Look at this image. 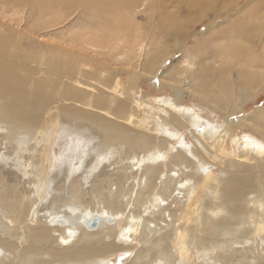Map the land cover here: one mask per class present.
Here are the masks:
<instances>
[{"label":"bare ground","instance_id":"1","mask_svg":"<svg viewBox=\"0 0 264 264\" xmlns=\"http://www.w3.org/2000/svg\"><path fill=\"white\" fill-rule=\"evenodd\" d=\"M0 1V4H12L14 7L33 1L34 6L42 10L41 16L38 15L40 19L43 16L44 20L39 23L36 18L33 19L38 21L37 25L42 24L38 27L45 22L49 23V18L44 15H51L49 21L53 24L74 6L82 8L80 16L84 17L83 25L62 37L61 44L55 46L62 53L53 52L57 49L52 48L49 56L45 57L47 71L37 67L41 58L38 60L37 56H30L25 51H16L11 56L0 52V118L11 127L8 142L21 140L24 144L28 139H33L35 133L45 135L63 115L91 123V127L99 131L97 134L104 137L103 146L110 157L117 152L112 149L116 143L144 152L142 160H130L131 164L138 166L136 172L128 174L127 166L119 171L121 175L117 178L115 190L107 188V185L114 187L109 180L107 185L105 179L94 181L90 192L98 198L102 197V200L96 198L92 201L95 207L81 208L82 204L78 208L68 206L80 198L83 191L81 178L74 179L67 188V196L62 194L67 198H61L62 195L53 196L48 208L50 216L45 223L39 219L38 206L41 205L38 203L52 194L49 184L50 160L44 159L43 155L37 162H18V169L25 170L24 175L29 173L25 186H22L19 179L11 182L0 170V206L5 214V217L0 218V249L9 250L15 255L12 259L5 256V260L0 257V264H64L67 261L70 264H100L115 253L131 254L137 248L132 242L142 225L153 222L147 211L156 208L168 197L169 191L174 193L177 190L188 194L191 204L186 203L185 211H189L187 214L190 216L187 218L183 214L175 219L174 224L166 222V226L157 229L156 233L161 232L150 241L138 238L142 244L141 249L134 258L131 256L125 259L120 256L118 264H153L157 261V264H187L195 248L202 254L206 251L214 253L216 250L223 251L227 245L237 241L244 242L250 238L255 241V238L260 237L264 240V142L250 134L240 136L235 132L239 127L248 126L264 138V107L241 115L247 105L264 91V0H248L246 7L238 6L236 19L231 22L232 30L226 35L228 40L209 50H196L194 58L183 61L167 76L160 70L172 53L166 52L162 44L164 41L158 42L153 51L148 48L147 38H150L152 32H146L144 23L140 24L139 21L143 14H140L139 9L142 7L149 11L150 22H154L156 13L164 15V11L161 12V0ZM187 1L194 5V1L200 4L203 0ZM239 1L232 2L237 4ZM253 4L260 9L258 16H254L261 20L262 27L258 28L261 25L259 21L257 33L251 35L246 32L251 29L248 16L238 19V14ZM92 20L94 24L98 20V27H91L90 22V25L87 24L88 21L92 23ZM100 25L102 28H99ZM148 27L150 29V25ZM172 27V23L163 26L160 35ZM86 53L98 60L94 72L82 68L84 65L94 70L90 61L83 60ZM66 54L74 56L70 58ZM33 63L37 66L33 67ZM112 69L115 71L110 73ZM126 70L128 83L124 84L120 72ZM42 72L46 73L45 76L38 78ZM82 72L85 76L78 78ZM143 79L154 88L168 86L174 93V99L163 98L158 101L163 114L169 113V116L161 117L163 126L160 124L162 127L159 131L169 137L131 127L135 121L144 122L140 120L143 114H134L136 107L141 108L145 101L143 96L136 94L137 86ZM65 80L76 85L67 86ZM183 83L188 85L184 88ZM128 85L131 88H127ZM104 89H107L106 92ZM112 89H115L113 93L122 98H112ZM107 91L111 94L108 95ZM186 95H192L194 99L209 106L211 113L217 112L219 120L223 122L219 125L220 121L215 118L204 117V121L193 114L192 145H188L181 136V132L190 125H187L184 114L190 115L191 110L182 107ZM75 100L87 109L72 107L71 104L70 107L58 105L59 102ZM169 126L176 132H171ZM175 142L178 147L173 149ZM170 146L176 154L168 158L169 172L184 166L188 169L186 172L183 170L184 181L173 179L170 173L166 174L164 155ZM154 150L161 153L154 154ZM184 150L192 154L191 158ZM73 152L69 158L70 170L80 150ZM110 157L102 155L95 161L96 165H104L103 162L110 161ZM204 162L221 164L222 173L215 175ZM90 167L93 169V166ZM139 174V182L135 183ZM87 175L90 172L87 171ZM200 188L202 197H199ZM96 217L99 220L91 227ZM121 217L124 223L119 229L118 221ZM182 221L184 223L179 233L177 225ZM19 238L24 240V244L19 242ZM178 248L181 255L175 259L172 250ZM239 264H264V257L261 256L257 262L244 257Z\"/></svg>","mask_w":264,"mask_h":264},{"label":"rangeland","instance_id":"2","mask_svg":"<svg viewBox=\"0 0 264 264\" xmlns=\"http://www.w3.org/2000/svg\"><path fill=\"white\" fill-rule=\"evenodd\" d=\"M232 1L233 0H203L200 4H196L194 1V5H192L187 0H161V3H162L161 12L164 11L163 12L164 15L160 14V13H156L155 17H154V22H150V20H149L150 13L148 10L147 11L144 10L143 7H142V9H139L140 14L143 13V14H141L142 17L139 18L140 24L144 23L143 25L145 27V31L146 32L150 31V32H152V35L154 34L153 36L150 35V38H147V41H148V42L146 41L148 44L147 47L152 50L155 48V45L158 42L162 43V41H164L162 44L165 47L166 52L172 53L171 56L161 66L162 69L160 71L164 72L165 75L167 76V73L171 72L173 68H176L177 66L181 65L183 63V61L187 60L188 58L190 59L191 57H193L194 53H196V50H201V49L209 50V49L213 48L214 46H217L221 42L228 40L229 37H227L226 35H227V33L231 32V30H232L231 22L236 19V13H237L236 11L238 10L239 7H242V6L246 7V4L248 3L247 2L248 0H240L239 3H237V4L233 3ZM245 1H246V3H245ZM32 2L33 1H31L27 5H21L19 7H14L12 4H7V5L6 4H0V10L2 11L0 13V52L1 53L3 52L6 55L11 56L16 51H25L28 54H30V56L31 55L37 56L38 60L41 58L40 65L37 66L36 63H33L32 64L33 67L37 66L40 70L42 69L44 71H47L46 69H47L48 63H47V61L45 62V59L49 56V53L53 50L52 48H55V46L61 44L62 37L72 33L75 30V28H79L80 25L82 26L83 25L82 21H84V17L80 16L81 15L80 11H82V8L81 7L75 8V6H74V7H72V10L70 12L65 13V16L62 19L56 21L55 23L53 22V24L51 23V21H49V20H51L50 19L51 15H49V16L44 15L45 18H47V19L49 18V20H48L49 23L45 22V24L43 23V26L38 27V25H42V24L37 25L38 21H40L39 23L44 22V20H42L43 16L41 17V19L39 17V15L41 16V14H42L41 13L42 10H39L38 7L34 6V2L33 3ZM254 7H256L254 4L250 5L242 13L238 14L239 15L238 19H240L244 16H246V17L248 16L247 18L250 20V21H248V25L251 29H248V31H246V32H249V34L252 33L251 35H254L257 33L256 32L257 27L261 23V20H259L256 17V16H258L260 9L258 7H256L257 9L255 8L256 9L255 10ZM215 9H216V11H215ZM252 9H254V11ZM78 11H79V14L77 13ZM246 11H248V12L246 13ZM38 13H39V15H38ZM251 13H253V14H251ZM262 13H263V11H262ZM254 14H256V16H254ZM33 15H35V16L32 17ZM36 16L39 18L37 19ZM46 16H48V17H46ZM251 16H253L255 18L252 19ZM35 18L38 21H34L33 19H35ZM171 19H174V20H171ZM259 21H260V23H259ZM89 22L91 25L89 24ZM94 22H95V24L93 23V20H92V23H91V21H88L87 24H89L91 27H94V28L98 27V25L100 24L98 22V20H95ZM249 22L251 24H249ZM170 23L173 24V27L170 30H166L170 34L165 35L167 32H164L165 34L163 33L162 35H160L162 33L161 28L163 26H168ZM149 25H150V29L148 27ZM261 27H262V23L258 28L261 29ZM99 28H102V26L100 25ZM34 30H36V31H34ZM150 32H149V34H150ZM262 33L264 34L263 31H262ZM163 36H164V40H163ZM161 37H162V39H161ZM55 49H57V50H53V52H59L60 53L62 51V50L61 51L59 50L60 48H55ZM43 51L45 53H43ZM75 52L77 53V51H75ZM73 56L74 55H67V57H70V58H73ZM76 56L78 57V55H76ZM85 59H87L88 61L91 62V65L93 66L94 70L91 69L90 67H86V66H85L86 67L85 68L84 65L82 66L83 70H87L88 72H94L95 67L97 66L96 63H98V60L93 59V55H91L90 53L85 54V58L83 60H85ZM42 60H44V61L42 62ZM93 62H95V63H93ZM41 63L43 64V66ZM43 68H45V69H43ZM113 70L114 69H112L110 71V73L115 71V70L114 71ZM125 72H127V70L120 72V74H121L120 79H121V82H124V84H127L128 82L126 83V81H127L128 76H127V73H125ZM45 74L46 73L44 72L43 74H40L37 77L40 78L41 75H42L41 77H44ZM80 74L81 75L80 76L78 75V78H82V75L85 76V73H83V72ZM65 81H66L67 86H73V85L75 86L76 85L75 83L73 84L72 81H70V80H65ZM140 82H141L140 85L137 86L138 90H137L136 94L143 96V99L145 101H144V103H142V107L146 108V109H143L142 107L141 108L136 107L135 111L133 110L135 113L134 112L133 113L140 115V116H142V114H143V117L142 118L140 117V120H142V121L144 120V122L146 124H143L144 122L141 123V122L135 121V124L133 123L134 125L131 127L133 129L135 127L136 130H141L142 132H145V133L156 134L158 136H165L166 137L167 135L166 134L163 135V133H161V131H159V130H161L160 128L163 126V121H162L161 117L162 116H169V113H168V115L165 113L163 114L161 109H159V106H158L159 102L158 101L162 100L163 98H165V99L170 98V100L174 99V97H175L173 95L174 93H173V91L170 90V88H168V86H163V87H161L162 88L161 89V88H157V87H155V88L152 87L150 85V83L147 82L146 79H143ZM187 85L188 84L183 83L184 88ZM129 87L130 86L128 85L127 88H129ZM84 88L87 89L86 87H84ZM104 90L106 92L107 89H104ZM114 90L115 89H112L110 92H112ZM87 91H89V89H87ZM108 91H107V94L108 95L111 94ZM93 94H95V93H93ZM111 97L112 98H120V97H118L117 94H115V92L114 93L112 92ZM69 104H71L72 107H78L79 109H81V108L85 109V110L87 109V108L80 106L81 104H79V102H76V100L58 103L59 106H69L70 107L71 105H69ZM160 105H161V103H160ZM182 107H186L191 111H190V115L187 113L184 114L185 118L188 120V121L186 120L187 125H189V124L190 125L188 126V128L185 129V131L181 132V136L184 138V141L188 145H192V141L194 139V137H193L194 136V129L191 127V120L193 119V116L197 115L202 120L204 119V121L206 120L204 117L210 118V119L215 118L216 120H219V114L217 112L211 113L209 106L203 104L202 102H199L198 99H194V96H192V95H186V98L182 104ZM260 107H264V91L259 93L256 96L255 100L253 102H250L247 105V107L244 109V112L241 115L250 114L251 112L256 111ZM58 120H56L54 122V124H53L54 126H52V128H50L49 131L45 135H38L34 132L36 136L33 139H28V141L23 144V142L21 140H15L13 143L8 142L9 141L8 135H9V132L11 131V127L8 123H6V122L4 123L3 120L0 118V157H1L0 158V170H2L3 175H5L7 178H9L11 180V182L18 181V179H19V180H21L22 186H25V184L27 182V176L29 173H27V175H24L25 170L21 171L18 169L19 164H20V163L18 164V162L25 163V164H28V162L32 163V161L37 162L40 159V157L45 155V156H43L44 159L48 158L52 164V166H51V177L49 179V184H51L52 194L49 196V198H46L45 201L41 202V200H40V202L38 203L41 205V206H38L39 207L38 209L40 210V211L38 210V212H39L38 214L40 216L39 219L41 220L42 223L47 222L46 220L50 216V214L48 213V208L50 207L49 205H51L50 202H51L53 196H55V195L59 196L62 194H65L67 196V193H68V192H66V191H68L67 188L70 186L71 182L74 179H80L81 178L82 184L84 183L83 184V191L80 195V198L75 199L73 201V203L69 204L68 206L73 207V208H78V206H81V204H82L81 208H86L87 206L95 207V205L91 204L92 201L94 199L96 200V198H97V200H102V197L100 196L101 198H98V197H96L97 195L95 196V194H92L93 192L92 193L90 192L91 187H93L94 181L100 180V179H105L106 185L109 184V181H110V183L114 184V187L107 185V188L108 189L111 188L112 190L113 189L115 190L117 178H118V176L121 175L119 173V171L126 168L125 166H127V168H128L127 173L128 174H132L133 172H136L139 168H138V166L135 167L133 164H131L132 162L130 160L132 158L133 159L136 158L139 160H142V158H144V157H142V156H144L143 151L138 150V149L137 150H131L127 145H125V146L120 145L119 146L118 143H116L112 148L114 151H117V152H114V155L112 157H110L111 155L106 154V148H105V146H103V140L102 139H104V137L101 136L102 134H97V133H99V131H96L94 128H92L91 123H89L87 121H77L74 117L70 118V117H66L63 115ZM219 121L220 122L218 124L221 125L223 122L221 120H219ZM73 123H75V124H73ZM88 126L90 127L89 129H93V130L87 129ZM169 128H170L169 130L171 132H173V131L176 132L172 127L169 126ZM202 129L203 128H201V130ZM91 131H94V132H91ZM235 132L240 136H243L244 134H250L254 137H257L260 141L264 142V138L259 136L252 128H250L248 126L239 127L236 129ZM5 136H6V138H5ZM232 136H233V134H232ZM167 137H169V136H167ZM169 139L172 141L171 137ZM228 142H229V140H228ZM229 144L231 145V142H229ZM122 146H123V148H122ZM173 146H174L173 149H175L178 147V144L175 142L173 144ZM171 148H172V146H170V148H168V150H166L165 155L163 153L164 158H165L164 162L166 161V163H165L166 174L170 173V176L174 177L173 179L176 178L178 181H184L185 179H184V175H183V170H185V172H186V170H188V169H185L184 166L182 168H174L175 172H173V171L169 172V168L167 166V163L169 162L168 158H171V156L176 154L175 150L173 151V150H171ZM77 149L80 150V154L75 155L73 167L70 170L69 169L70 168L69 158L73 155V153H74L73 151H75ZM117 149H119L121 151H119ZM24 150L26 153L24 152ZM98 151H100V152H98ZM154 151H153L154 154L161 153L160 151H156V150H154ZM204 151H205V149H204ZM188 153L189 152H186V155H188L191 158L192 154L190 155ZM102 155H105L106 157H110L111 160L103 162L104 165H102V164L96 165L95 161L99 157H102ZM19 158H20V160H19ZM22 160H23V162H22ZM116 160L118 162H116ZM85 161H87V162H85ZM84 162H85V164H84ZM108 162L110 163V165ZM114 162H115V164H113ZM119 162H120V164H119ZM204 164H206L207 168L212 169V171H214L215 175H219L222 173L221 172V167H222L221 164L220 165L208 164L207 162H204ZM112 165H114V166H112ZM90 166H93V169ZM86 170L88 172H90V175H87ZM93 172H94V174H93ZM129 172H131V173H129ZM174 174H175V176H174ZM109 175H110V177H109ZM163 176H164V173H163ZM139 178H140V174L136 177L134 182L138 183ZM129 183L132 184L133 181L130 180ZM131 184H129V185H131ZM173 184H174V182H173ZM178 192H179V190H177L174 193L169 191L168 197H166L162 202H160L161 204L159 203L158 206H155L156 208L153 207V210L147 211V212H150V218H152L153 222L151 224H148V225L146 223H145L146 225L143 224L142 229L137 233L135 239H133L132 243L136 244V247H137L132 252L133 254L132 253L131 254L130 253H124V254L123 253L122 254L121 253H115L113 256L105 259L106 261L104 260L101 263L102 264L103 263L104 264H118L120 261V256H121V258L125 257V259L127 257H131V256H132V258H134V256L137 254V252L142 247V244L140 243V241H138V238H141V239L145 238L147 241H150L151 239L154 238V236H157V234L161 232L160 231V232L156 233L158 231L157 229H162L163 227L166 226V222L169 224H174L175 219H178L183 214H185V216L188 218V216H190V214H187V213H189V211H185V206H187V204L190 205L191 200L189 202V199L187 197L188 196L187 193H183V192L178 193ZM201 193H202V189L200 190L199 197L203 196V193L202 194ZM65 195H62L60 197L61 198L62 197L67 198ZM182 210H183V212H182ZM1 212H2V208L0 206V218L5 217L4 216L5 214L3 212L2 213ZM123 223H124V218L121 217L118 221V225H120V226H118L119 229L122 228ZM153 223H155V224H153ZM183 223L184 222L182 221V222L178 223V225H177V229H178L179 233H180L179 229L181 228V225ZM24 231H25V229H24ZM19 240H20L19 242H22L24 244V240H22L21 238H19ZM251 240H252V242H251ZM253 240L254 239L250 238L249 240L246 239L244 242L243 241H237L233 245L232 244L227 245L228 247L227 248L225 247L223 249L224 252L221 250H216L214 253L206 251V252H203V254H202V253L198 252V249L195 248L191 251V255L188 258L187 264H204V263L205 264H239L240 261L244 257L249 259V260L250 259L254 260V262H257L261 256L264 257V240L261 237H260V239L255 238V241H253ZM23 244L20 243L21 247L23 246ZM5 250L3 248L0 249L1 259L5 260V256L7 257V259L10 257H11L10 259H12L15 256L14 254H11L13 252H11L9 250H8L9 251L8 252L7 250L6 251ZM180 251H181L180 248L172 250V252H174L173 255H175L174 256L175 259L176 258L178 259L179 255H181ZM8 253H9V255H8ZM177 255H178V257H177ZM201 255H202V257H201ZM215 257L217 258L216 260H218L217 262L215 260ZM240 258H241V260H240ZM155 263L157 264L159 262L157 261V262H154L153 264H155ZM183 263L186 264L185 262H183ZM64 264H70V263H68V261H67Z\"/></svg>","mask_w":264,"mask_h":264},{"label":"water","instance_id":"3","mask_svg":"<svg viewBox=\"0 0 264 264\" xmlns=\"http://www.w3.org/2000/svg\"><path fill=\"white\" fill-rule=\"evenodd\" d=\"M98 220H99L98 217H96V218L91 222L90 226H91V227H94V226L97 224Z\"/></svg>","mask_w":264,"mask_h":264}]
</instances>
